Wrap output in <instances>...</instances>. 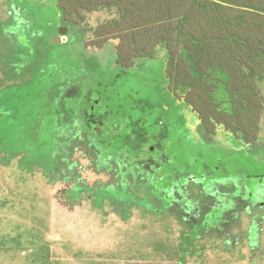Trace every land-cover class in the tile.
Listing matches in <instances>:
<instances>
[{
    "label": "rangeland",
    "instance_id": "1",
    "mask_svg": "<svg viewBox=\"0 0 264 264\" xmlns=\"http://www.w3.org/2000/svg\"><path fill=\"white\" fill-rule=\"evenodd\" d=\"M62 26L55 0H0V264H264V109L256 142L210 139L164 50L123 70Z\"/></svg>",
    "mask_w": 264,
    "mask_h": 264
},
{
    "label": "trees",
    "instance_id": "2",
    "mask_svg": "<svg viewBox=\"0 0 264 264\" xmlns=\"http://www.w3.org/2000/svg\"><path fill=\"white\" fill-rule=\"evenodd\" d=\"M62 33L84 26L86 48L104 49L112 40L115 64L123 70L166 52L167 90L184 101L212 139L220 129L245 144L259 137V117L247 111L264 109V0H55ZM105 12L95 25L90 16ZM29 71L32 67H28ZM24 69L19 65L17 71ZM90 73L103 74L97 59L86 60ZM102 69V70H101ZM30 73V72H29ZM28 73V74H29ZM24 73L22 82L32 77ZM223 88L224 98H216ZM247 92V97L241 94ZM200 227V228H199ZM204 224L194 228V245ZM187 240V238H186ZM185 257L182 258V261Z\"/></svg>",
    "mask_w": 264,
    "mask_h": 264
},
{
    "label": "water",
    "instance_id": "3",
    "mask_svg": "<svg viewBox=\"0 0 264 264\" xmlns=\"http://www.w3.org/2000/svg\"><path fill=\"white\" fill-rule=\"evenodd\" d=\"M59 37H53V39L51 40V43H56V42H59Z\"/></svg>",
    "mask_w": 264,
    "mask_h": 264
},
{
    "label": "flooded vegetation",
    "instance_id": "4",
    "mask_svg": "<svg viewBox=\"0 0 264 264\" xmlns=\"http://www.w3.org/2000/svg\"><path fill=\"white\" fill-rule=\"evenodd\" d=\"M212 212L214 213V210Z\"/></svg>",
    "mask_w": 264,
    "mask_h": 264
}]
</instances>
